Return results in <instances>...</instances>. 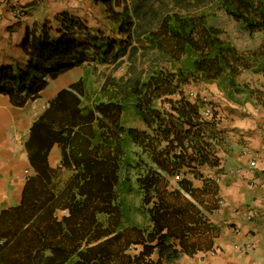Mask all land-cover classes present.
Segmentation results:
<instances>
[{
  "label": "trees",
  "instance_id": "trees-1",
  "mask_svg": "<svg viewBox=\"0 0 264 264\" xmlns=\"http://www.w3.org/2000/svg\"><path fill=\"white\" fill-rule=\"evenodd\" d=\"M221 8L250 33H264V0H221ZM108 16L130 39L129 10L116 11L108 2ZM57 24L26 30L24 69L0 66V93L14 106L37 99L52 80L86 61L107 64L126 53L121 41L82 40L89 28L79 17L62 13ZM222 34L206 15L175 12L137 40L168 56L172 67L135 81L120 102L112 96L86 108L87 124L71 131L62 147L64 166L74 172L66 186L59 190L36 174L28 178L20 204L0 212V264H176L189 252L183 243L201 217L188 198L198 189L184 175L202 177L201 167L220 161L214 148L218 113L211 107L213 115L203 118L206 103L191 98L186 87L212 82L244 93L237 83L242 72L264 74V44L243 52ZM80 83L84 98L85 78ZM129 111L144 129L127 125ZM132 171L138 207L128 201ZM172 178H179L177 187ZM141 214L146 226L136 218Z\"/></svg>",
  "mask_w": 264,
  "mask_h": 264
},
{
  "label": "crops",
  "instance_id": "crops-1",
  "mask_svg": "<svg viewBox=\"0 0 264 264\" xmlns=\"http://www.w3.org/2000/svg\"><path fill=\"white\" fill-rule=\"evenodd\" d=\"M77 2L0 0V66L24 69L28 63L23 50L26 30L46 22L58 27L57 16L62 13L84 21L89 32L81 36L82 40L96 43L92 40L97 35L104 39L100 32L108 22L91 21L98 7L77 6ZM18 4L27 9V15L20 20L13 14V6ZM87 52L90 57L92 51ZM91 65L105 64L84 62L52 80L37 99L29 100L22 108L0 93V212L20 204L31 176L43 174L59 190L72 178L74 172L64 166L62 147L71 131L87 124L86 108H94L90 102L85 103L80 83ZM230 90L227 88L232 99L227 103L234 112L216 108L219 139L214 148L220 165H204L202 177L184 175L198 189L197 196L188 198L197 205L201 222L186 237L183 245L189 252H182L176 264H264V104L256 103L245 92L242 98L234 97ZM200 98L210 103L213 97L204 92ZM244 145L263 154L257 166L251 167V157L242 151ZM58 172L62 173L60 177H56ZM174 185L177 187V181ZM216 195L225 200V206L218 205ZM235 208L251 212L252 220L235 214ZM236 226L241 229L239 234L234 232ZM247 240L253 242L252 250L236 249V243ZM174 242L181 248L179 239Z\"/></svg>",
  "mask_w": 264,
  "mask_h": 264
},
{
  "label": "rangeland",
  "instance_id": "rangeland-1",
  "mask_svg": "<svg viewBox=\"0 0 264 264\" xmlns=\"http://www.w3.org/2000/svg\"><path fill=\"white\" fill-rule=\"evenodd\" d=\"M76 1H78L77 6H88L89 4L97 6L98 8L93 12L91 21L108 22L106 29L100 32V35H105L104 39L115 40L116 42L121 41L123 47L126 48V53L117 60L113 57L105 65H91L89 67V72L85 75L86 95L84 96V101L85 103L90 102L91 105L95 100L100 99L106 101L112 96H116V101L120 102L124 99L129 87L135 81L146 79L158 69L172 67L168 56L162 54L155 48L150 46L141 47L137 43V40L146 33L156 30L166 14L177 12L185 16L206 15L211 24L222 30V37L230 41L239 51H252L264 44V33H250L242 23H238L229 17L221 8V0ZM108 2H110L116 11L122 12L124 8L129 10L130 18L133 22L130 39H127L126 34L122 35L114 21L109 18ZM97 37L100 36L97 35ZM237 82L245 90V93L250 94L256 100V103L264 104V74L244 71L237 77ZM186 92L194 99L201 97L202 93L207 92L213 98L210 103L207 102L206 104L213 107L215 112L218 113L219 111L216 110L222 108L234 112V108L229 107L227 103V101H230L229 99H232V95L223 85L212 82L191 81L186 87ZM191 92L193 95L190 94ZM233 94L237 98L244 96L238 92ZM125 119L129 126L140 129L145 128L144 123L132 111L127 113ZM148 163L150 165V162ZM61 174V172H58L56 177H60ZM132 176L134 191L128 196V201L130 204L138 207L141 198L138 192V185L136 184V173L133 171ZM177 180V178L171 179V184L175 186L174 184ZM136 218L142 225H147V218L143 214L137 215ZM132 252L134 253V251Z\"/></svg>",
  "mask_w": 264,
  "mask_h": 264
},
{
  "label": "built area",
  "instance_id": "built-area-1",
  "mask_svg": "<svg viewBox=\"0 0 264 264\" xmlns=\"http://www.w3.org/2000/svg\"><path fill=\"white\" fill-rule=\"evenodd\" d=\"M41 1V0H39ZM13 14L15 16L16 19L20 20L22 18H24L27 15V9L25 8V6H22L20 4L13 6ZM191 95H193V93H190ZM201 114L203 118H209L213 115V111L211 106L209 105H205L202 110H201ZM243 154L251 157V161H250V165L251 167H255L257 166V161L258 159H260L263 154L258 152V151H254L253 149L250 148V146L248 145H244L243 149ZM28 172V171H27ZM234 172V171H232ZM216 202L218 203L219 206H225L226 202L223 198L219 197L218 195H216L215 197ZM235 214L238 215H243L245 217L246 220L250 221L253 218V214L251 212H246L243 213L242 210L240 208H235L234 209ZM234 232L239 234L241 232L240 227L236 226L234 228ZM236 249H238L239 251H243V252H247L253 249V242L251 241H244L241 243H236L235 244Z\"/></svg>",
  "mask_w": 264,
  "mask_h": 264
}]
</instances>
